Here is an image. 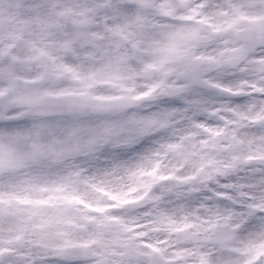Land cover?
<instances>
[{
    "label": "snow or ice",
    "instance_id": "6c2138e0",
    "mask_svg": "<svg viewBox=\"0 0 264 264\" xmlns=\"http://www.w3.org/2000/svg\"><path fill=\"white\" fill-rule=\"evenodd\" d=\"M0 264H264V0H0Z\"/></svg>",
    "mask_w": 264,
    "mask_h": 264
}]
</instances>
